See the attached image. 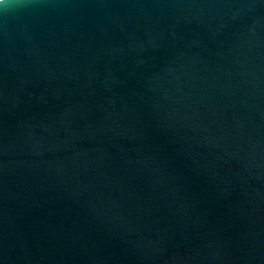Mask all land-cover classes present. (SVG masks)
Here are the masks:
<instances>
[{
	"label": "water",
	"instance_id": "obj_1",
	"mask_svg": "<svg viewBox=\"0 0 264 264\" xmlns=\"http://www.w3.org/2000/svg\"><path fill=\"white\" fill-rule=\"evenodd\" d=\"M0 264H264V0L0 3Z\"/></svg>",
	"mask_w": 264,
	"mask_h": 264
},
{
	"label": "clouds",
	"instance_id": "obj_2",
	"mask_svg": "<svg viewBox=\"0 0 264 264\" xmlns=\"http://www.w3.org/2000/svg\"><path fill=\"white\" fill-rule=\"evenodd\" d=\"M0 3H4V0H0Z\"/></svg>",
	"mask_w": 264,
	"mask_h": 264
}]
</instances>
